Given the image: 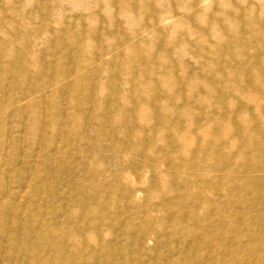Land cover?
<instances>
[{"label":"rangeland","instance_id":"rangeland-1","mask_svg":"<svg viewBox=\"0 0 264 264\" xmlns=\"http://www.w3.org/2000/svg\"><path fill=\"white\" fill-rule=\"evenodd\" d=\"M259 76L264 0H0L3 264H264Z\"/></svg>","mask_w":264,"mask_h":264},{"label":"bare ground","instance_id":"bare-ground-1","mask_svg":"<svg viewBox=\"0 0 264 264\" xmlns=\"http://www.w3.org/2000/svg\"><path fill=\"white\" fill-rule=\"evenodd\" d=\"M257 80H264V78H260V76H259V78H257ZM264 82V81H263ZM235 90V89H234ZM243 90V89H242ZM238 91V90H237ZM258 91H261V89L260 90H258ZM244 92V93H243ZM235 93V92H234ZM237 93H240V92H237ZM243 93V94H242ZM242 95H240L239 96V99L240 100H242V102H245V103H247L246 105H251V102L252 101H254V100H257V101H259L260 102V104H261V109L260 110H256V111H253L252 112V115H253V117L255 118V119H258V120H260L261 122H264V96H263V94H262V96H259V94H257L256 92H255V90L254 89H252V88H250V90H243L242 91ZM263 93V92H262ZM239 95V94H238ZM237 97V96H236ZM236 97H234V98H236ZM237 99H238V97H237ZM236 102V101H235ZM234 102V103H235ZM241 102V101H240ZM245 103H243V104H245ZM237 104V103H236ZM241 105V104H240ZM245 106V105H244ZM245 110H246V108H245ZM230 113H232V111H230ZM229 113V114H230ZM233 114V113H232ZM237 119L241 122V118H239V116L237 117ZM223 136V138L226 136L225 134H222ZM228 136V135H227ZM211 144V141H206V142H203L202 144H201V146H208V144ZM231 146H234V145H231ZM210 147H211V145H210ZM262 154V156L264 155V153L262 152L261 153ZM262 158V157H261ZM262 160H264V159H262ZM4 189V188H3ZM7 189V188H6ZM5 189V191L7 192V190ZM9 189V188H8ZM9 191V190H8ZM11 192V191H10ZM12 193V192H11ZM14 193V192H13ZM4 193H3V191H0V222L1 221H5V222H9V221H11V223H9L10 224V226L11 227H7L8 228V231H13V230H15L14 228H13V226H15L14 224H16V223H20V225L22 226V225H24V228H25V225H27V227H28V224H30L31 222H33V221H35V222H33V223H37L36 222V219L34 218V216H32L33 214H35V213H31V216H25L24 214H27V212H24L23 213V216L22 217H20V221H18V219L15 221V220H13V217L14 216H12V215H7L6 214V211H5V209L8 207L7 205H10V204H8L7 202H5V201H3V197H5V196H2ZM10 195V194H9ZM19 196V198H20V202L21 201H23L24 200V195L22 194V193H20V195L17 193L16 194V192H15V196ZM11 196V195H10ZM14 198H16V197H14ZM8 202H9V200H7ZM15 202V201H14ZM24 202V201H23ZM6 203H7V205H6ZM11 203H12V198H11ZM17 203H19L18 201H17ZM16 203V204H17ZM22 203V202H21ZM23 204V203H22ZM23 207H25L24 205H23ZM8 209H9V207H8ZM14 209V211L16 212V210L17 211H19V209L21 210V208L19 207H14L13 208ZM29 210V209H28ZM8 211V210H7ZM13 212V211H12ZM8 213V212H7ZM11 214V213H10ZM13 214V213H12ZM28 214H29V212H28ZM27 214V215H28ZM30 215V214H29ZM20 216V215H19ZM19 216H17V217H19ZM11 217V218H10ZM36 217H38V216H36ZM10 218V219H9ZM24 220L25 218H29L30 220V223H28L27 224V222L25 223V220L23 221L22 219ZM39 218H37V220H38ZM4 224V223H3ZM34 224V225H35ZM38 224V223H37ZM40 225V224H39ZM36 226V225H35ZM5 227V226H4ZM3 227V228H4ZM20 228V227H19ZM31 228L33 229V227L31 226ZM40 228V227H39ZM38 228V229H39ZM41 229V228H40ZM7 230V229H2V226H1V223H0V264H3V261L4 260H7L8 259V257L10 256V253L12 252V251H14V247H15V245H16V243H17V237L15 236V235H11V234H8V235H6V236H4L5 235V231ZM17 230V229H16ZM24 230H26V229H24ZM44 230V229H43ZM42 230V231H43ZM22 231V230H21ZM31 231V230H30ZM36 231H37V229H36ZM33 232V231H32ZM34 232H35V230H34ZM41 232V231H40ZM10 233V232H9ZM36 233V232H35ZM35 233H34V235H35ZM16 235H18V233H15ZM31 234V233H30ZM29 234V235H30ZM32 235V234H31ZM40 235V234H39ZM48 235H51V234H48ZM19 236V235H18ZM41 236V235H40ZM43 236H45L44 234H43ZM52 236V235H51ZM34 237V236H33ZM30 238V237H29ZM44 238H46V237H44ZM49 238V237H48ZM26 239V238H25ZM37 240V239H36ZM42 240H43V238H42ZM46 241H48L47 240V238L45 239ZM52 240V239H51ZM51 240L49 239V241L51 242ZM32 241V240H31ZM45 241V242H46ZM48 241V242H49ZM19 242V241H18ZM34 242V241H33ZM32 242V243H33ZM37 242H38V240H37ZM42 243H44V242H42ZM21 244V242L19 243V245ZM26 244V243H25ZM35 244V243H34ZM49 244V243H48ZM51 244V243H50ZM53 244V243H52ZM18 245V246H19ZM36 245V244H35ZM37 246H39V245H37ZM42 246H43V244H42ZM42 246H41V248H42ZM52 246V245H51ZM22 247V246H21ZM44 247V246H43ZM54 247V246H53ZM16 248H18V247H16ZM32 248V247H31ZM51 248V247H50ZM24 249V248H23ZM22 249V250H23ZM18 250H20V249H18ZM17 250V251H18ZM38 251H40V250H38ZM45 251V250H44ZM15 252V251H14ZM13 252V253H14ZM23 252V251H22ZM25 252H26V250H25ZM41 252H43V251H41ZM17 253V252H16ZM27 253H29V252H27ZM34 252H31V254H33ZM36 253V252H35ZM22 254H24V252L22 253ZM30 254V253H29ZM39 254V253H38ZM41 254V253H40ZM44 253H42V255H43ZM14 255H16V254H14ZM13 255V256H14ZM18 255H19V253H18ZM37 255V254H36ZM45 255V254H44ZM43 255V256H44ZM21 256V255H20ZM31 256V255H30ZM41 256V255H40ZM18 257V256H17ZM39 257V256H38ZM15 258V257H14ZM19 258V257H18ZM42 258H44V257H42ZM26 258L24 257V259L23 260H25ZM38 259V258H37ZM36 259V260H37ZM40 259H41V257H40ZM20 260H22V258L20 259ZM20 260L18 261V262H20ZM33 260V259H32ZM35 260V259H34ZM14 261V260H13ZM41 261H42V259H41ZM46 261V260H45ZM26 262V261H25ZM36 262V261H35ZM38 262V261H37ZM8 264H10L9 262H7ZM17 263V262H16ZM4 264H5V262H4ZM13 264H15L14 262H13ZM23 264V263H22ZM25 264V263H24Z\"/></svg>","mask_w":264,"mask_h":264}]
</instances>
